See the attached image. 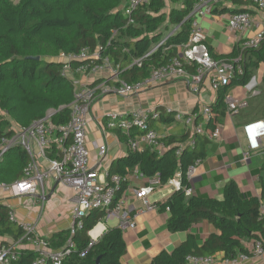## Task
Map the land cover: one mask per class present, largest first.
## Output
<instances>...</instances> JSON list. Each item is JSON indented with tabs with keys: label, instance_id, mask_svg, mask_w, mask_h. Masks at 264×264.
<instances>
[{
	"label": "trees",
	"instance_id": "16d2710c",
	"mask_svg": "<svg viewBox=\"0 0 264 264\" xmlns=\"http://www.w3.org/2000/svg\"><path fill=\"white\" fill-rule=\"evenodd\" d=\"M122 2L0 0V153L2 138L11 137L15 133L14 127H27L50 112V122L56 126L69 120L68 106L74 99L75 90L73 80L80 78L81 73L74 72L73 77L62 75L65 63L56 58L61 52L78 53L83 49L99 52L102 58H109L120 68L122 79L134 83L147 79L154 68L171 62L178 55L175 48L188 42L193 21L190 12L196 0H151L134 12L133 23H129L120 10ZM242 11L245 10L236 12ZM240 54H243V73L236 74L219 89L217 101L211 104L213 116L206 123L207 131L222 125L227 112L225 98L230 89L247 86L264 64V37L258 47L242 51L241 45L236 46L226 59ZM138 59L140 65L135 63ZM99 63L101 59L90 58L74 60L71 65L75 70L81 65L92 67ZM186 67L189 72H195V65ZM263 85L264 75L257 87L259 93L250 96L247 108L234 115L237 125L264 118V99L260 98L264 95ZM114 131L128 143L125 132ZM190 132L162 137L165 147L162 153L151 148H129L127 154L112 162L108 170L109 179L112 175L125 176L138 169L145 178L158 176L162 185L180 174L181 188L156 205L162 210L169 208V231H186L187 239L172 252L163 250L149 263L141 264H185L188 255L222 254L224 259L232 260L248 250L246 242L253 239L264 241L259 197L245 196L236 181L230 180L224 186L222 199L186 195L185 188H192L187 178L188 169L206 157L210 142L206 134H196L191 145ZM28 162L29 156L21 146L9 149L0 156V182L10 184L21 179ZM127 186L128 182L122 184L111 209L117 205ZM261 197L264 198V180ZM9 210L7 203L0 202V245L10 244L9 239L12 243L27 244L22 227L9 219ZM107 214V210H93L87 215L83 226L73 235L76 246L71 248L62 264H122L126 242L121 227L107 229L97 241L89 235ZM203 221L212 223L216 231L200 242L191 229ZM44 238L51 249H64L70 238V229ZM84 251L86 253L82 256ZM36 258V251L24 247L11 264H32Z\"/></svg>",
	"mask_w": 264,
	"mask_h": 264
},
{
	"label": "built area",
	"instance_id": "2783aa9c",
	"mask_svg": "<svg viewBox=\"0 0 264 264\" xmlns=\"http://www.w3.org/2000/svg\"><path fill=\"white\" fill-rule=\"evenodd\" d=\"M151 0H123L120 10L129 23L134 22V12L141 6L147 5ZM256 5L264 10V0H243ZM205 0H196L190 16L193 17L189 40L186 44L180 46L181 52L175 56L171 62L156 67L151 75L143 80L130 83L120 77L121 70L114 65L109 58H102L99 52L91 53L88 49H83L78 53L61 52L56 58L65 63L62 75L73 77L74 72L82 75H104L106 80L99 86L93 82L75 78L74 99L68 106L70 109V118L64 125L56 126L50 122V114L42 119L34 121L27 127H14V134L11 137H3L0 156L9 149L21 146L29 156V162L24 170L21 179L7 184L0 182V202H5L9 197H45L48 192V186L61 185L72 191L70 201L72 202V225L70 228V238L64 249L53 250L49 247L48 241L41 237L32 223L20 221L16 210L10 207L9 219L17 222L24 231V237L27 238L30 247H33L37 253V258L32 264H62L64 257L76 246L73 235L77 229L81 228L84 219L93 210L109 211L114 203L118 190L122 184L128 182L130 173L125 176L112 175L108 179H101L98 168L91 164V158L86 143L88 115L92 103L97 97L102 87V93L110 90L115 91L120 96H128L142 89L144 85L150 82L160 81L169 76H188L190 87L193 92L199 93L202 85L208 81L214 91H219L222 86L227 85L233 76L243 73V54L233 59H215L210 48L205 42L204 29L194 15L197 13H206ZM254 17L249 11H242L232 14L229 26L235 31L245 33L254 26ZM264 37V30L256 35L244 38L241 43V49L258 47ZM167 39V38H166ZM150 53L147 54V56ZM99 60L101 63L92 67L90 65H81L75 70L71 62L74 60ZM135 63L140 65V60ZM196 66L195 72L191 73L186 66ZM86 77V76H85ZM108 82H112L109 84ZM258 79L254 76L246 86L252 95L259 93ZM111 86V87H109ZM225 102L227 111L230 115H237L241 110L247 108L248 97L238 99L229 91ZM213 116V109L210 104H204L200 112L185 114L177 112L175 118L184 120L188 126L194 128V135L206 134L209 140L217 139L221 136V125L214 130L206 129V123ZM202 117L201 121L198 118ZM160 112L156 109H136L131 112L111 111L107 114L105 121L100 122V126L108 130H121L128 136V145L132 150H143L146 148L157 149L159 153L164 150V144L161 141L162 136L151 126L152 119H159ZM243 135L247 143L248 151L264 152V118L249 120L243 124ZM132 133H136L131 136ZM189 143L192 145L193 140ZM99 151V157L102 158L108 153V146L96 144ZM181 152V147L177 151ZM198 160L190 166L187 172V178L193 173ZM138 172L137 169H135ZM171 183L175 189L181 188V177L177 174ZM162 183L158 176L149 179L146 186L135 191V195L142 200L144 207L136 209V213H142L145 210H154L156 205L149 200V195L161 186ZM187 196L193 194L192 188H185ZM126 193V189L123 191ZM123 196V194H122ZM119 202H122L123 197ZM114 208H112L113 210ZM169 210V208H167ZM119 213L118 209L113 211ZM111 212L109 216L113 214ZM259 217L264 220V198L259 197ZM122 229L136 227L135 220L129 215H124L120 224ZM250 248L239 253V255L230 260L233 264H239L243 261H249L253 257L264 255V241L253 239L250 241ZM86 251L82 253L84 256ZM19 256V249L14 244L0 245V264H11ZM215 260L213 255H188L185 264H212Z\"/></svg>",
	"mask_w": 264,
	"mask_h": 264
},
{
	"label": "crops",
	"instance_id": "0c3cea01",
	"mask_svg": "<svg viewBox=\"0 0 264 264\" xmlns=\"http://www.w3.org/2000/svg\"><path fill=\"white\" fill-rule=\"evenodd\" d=\"M205 3L207 6L206 13L202 15L197 13L194 18L203 27L205 42L215 56L226 59L234 52L236 46L241 45L244 38L252 37L264 30V10L250 2L243 0H205ZM242 9L249 11L255 22L252 29L245 33L235 31L229 26L232 14ZM175 49L178 54L181 52L180 47ZM263 75L264 64L256 73L258 81H262ZM103 76L81 74L78 79L93 82L99 86L106 80ZM108 83L112 84V82ZM102 89L92 103L88 115L86 138L91 164L98 168L101 179H106L112 162L125 156L130 148L128 143L119 138L117 132L106 130L100 126V122L105 121L109 112L129 113L139 108L156 109L160 112V118L152 119L150 122L151 126L162 137L171 134L180 136L190 130V141L195 136L194 128L188 126L184 120H177L175 114L182 112L188 115L200 112L204 104H212L218 98V92L210 87L208 81L202 85L200 92L196 93L190 87L188 76L176 75L147 83L142 89L128 96H120L113 90L102 93ZM230 92L238 99L252 96L246 86L232 87ZM201 120L202 117H199L198 121ZM236 123L234 115H230L227 111L221 125V136L209 140L206 157L196 165L190 176L193 194L222 199L224 186L230 180H234L245 196H261L264 180V152L248 151L242 130L243 124L237 125ZM104 143L108 146V153L100 158L96 144ZM129 173L130 179L126 193L123 192L122 202L118 201L114 209H110L107 216L90 230L89 235L93 241H97L107 229L116 226L121 227L123 216L129 215L135 220L136 227L123 229L126 253L122 257V264L149 263L163 250L172 252L176 246L187 239L188 232L169 231L167 224L171 213L168 209L162 210L160 206L156 205L157 202L163 201L176 190L171 183L173 178L149 195V200L156 205V209L145 210L138 214L136 209L144 207V203L135 195V191L146 186L150 178H145L135 169ZM53 186H48L45 197H9L5 201L16 210L20 221L34 224L37 233L43 238L70 229L72 225V202L70 201L72 191L58 185L49 196ZM116 209L119 213L113 212ZM111 212L113 214L109 216ZM215 231V226L208 221L197 223L191 229V232L197 235L200 242H203L211 232ZM9 241L10 244L16 245L19 250L30 247L29 243H12L10 239ZM245 244L249 249L250 241ZM30 248L33 249V247ZM212 264L233 263L219 254L215 256ZM239 264H264V255L253 257L249 261H243Z\"/></svg>",
	"mask_w": 264,
	"mask_h": 264
},
{
	"label": "water",
	"instance_id": "95a60500",
	"mask_svg": "<svg viewBox=\"0 0 264 264\" xmlns=\"http://www.w3.org/2000/svg\"><path fill=\"white\" fill-rule=\"evenodd\" d=\"M30 58H32V59H36V60H39V59H40L39 56H31ZM57 186H58V183H55V185L53 186V188H52L51 193H50L49 196H51V194L55 191V189L57 188ZM99 260H100V259L97 260L98 263L100 262Z\"/></svg>",
	"mask_w": 264,
	"mask_h": 264
},
{
	"label": "rangeland",
	"instance_id": "374dc122",
	"mask_svg": "<svg viewBox=\"0 0 264 264\" xmlns=\"http://www.w3.org/2000/svg\"><path fill=\"white\" fill-rule=\"evenodd\" d=\"M258 79V78H257ZM258 83H261L260 81H258ZM262 89L264 90V85L262 86ZM259 90V89H258ZM261 99H264V95L260 96Z\"/></svg>",
	"mask_w": 264,
	"mask_h": 264
}]
</instances>
